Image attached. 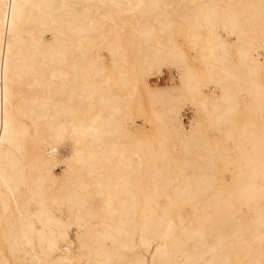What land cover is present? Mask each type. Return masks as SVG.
I'll return each mask as SVG.
<instances>
[{
    "label": "bare ground",
    "instance_id": "bare-ground-1",
    "mask_svg": "<svg viewBox=\"0 0 264 264\" xmlns=\"http://www.w3.org/2000/svg\"><path fill=\"white\" fill-rule=\"evenodd\" d=\"M5 250L264 264V0H0Z\"/></svg>",
    "mask_w": 264,
    "mask_h": 264
},
{
    "label": "rangeland",
    "instance_id": "rangeland-1",
    "mask_svg": "<svg viewBox=\"0 0 264 264\" xmlns=\"http://www.w3.org/2000/svg\"><path fill=\"white\" fill-rule=\"evenodd\" d=\"M165 71H167V73L165 74L164 77H162L159 83L156 82V80H153V82H151L152 85H166L171 83V80L169 79V71L167 69H165ZM177 78H175L174 80H176ZM173 81V80H172ZM194 107L191 103H187L186 105H184L181 113H182V123L183 126L188 129L189 124L192 121V117H194V115L196 114V108H192ZM135 113V114H134ZM139 112H137L136 110L133 112L134 116L137 115ZM137 120H140L139 118H137ZM70 141L66 140L62 147H61V152L63 155H68L70 153ZM60 169L57 170V173L59 174ZM75 231L76 229L73 228V231H70V235L72 239L75 238ZM73 236V237H72ZM73 251H77V249H74ZM5 254L9 257V263L8 264H27L25 262H21L19 259L14 258L12 256H10V254L7 252V250H5ZM7 264V263H6Z\"/></svg>",
    "mask_w": 264,
    "mask_h": 264
},
{
    "label": "built area",
    "instance_id": "built-area-1",
    "mask_svg": "<svg viewBox=\"0 0 264 264\" xmlns=\"http://www.w3.org/2000/svg\"><path fill=\"white\" fill-rule=\"evenodd\" d=\"M164 76V75H163ZM154 79H151L150 81L153 82Z\"/></svg>",
    "mask_w": 264,
    "mask_h": 264
}]
</instances>
